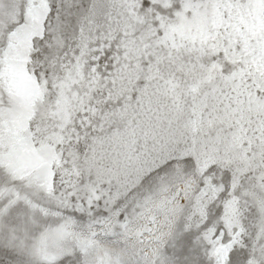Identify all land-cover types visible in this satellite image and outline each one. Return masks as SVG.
Returning <instances> with one entry per match:
<instances>
[{"label":"snow or ice","instance_id":"1","mask_svg":"<svg viewBox=\"0 0 264 264\" xmlns=\"http://www.w3.org/2000/svg\"><path fill=\"white\" fill-rule=\"evenodd\" d=\"M0 264H264V0H0Z\"/></svg>","mask_w":264,"mask_h":264}]
</instances>
